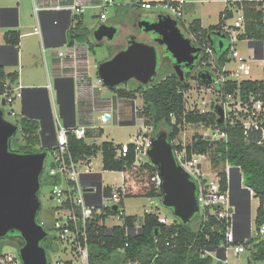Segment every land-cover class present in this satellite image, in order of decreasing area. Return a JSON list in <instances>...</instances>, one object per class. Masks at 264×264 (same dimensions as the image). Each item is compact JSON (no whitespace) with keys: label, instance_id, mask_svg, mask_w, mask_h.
I'll use <instances>...</instances> for the list:
<instances>
[{"label":"trees","instance_id":"16d2710c","mask_svg":"<svg viewBox=\"0 0 264 264\" xmlns=\"http://www.w3.org/2000/svg\"><path fill=\"white\" fill-rule=\"evenodd\" d=\"M263 4L264 0H228L226 8L220 13L219 22L208 27L202 25L200 18H195L187 30L194 36L193 42L203 48V52L196 67L184 76L170 70L163 75L160 81L148 86L138 82L135 89H127L121 85L110 88L121 98L136 99L138 95H141L144 104L139 111L145 119V124L154 128L153 135L158 133L161 125H166L169 140L173 143L175 150L185 148L189 158H192L194 154L209 155L213 167L219 173L223 191H227L230 187V173L227 171V166L222 168L223 163L224 165L229 164L231 168L234 167L231 174L232 179L234 172L239 176L240 169L244 184L254 190V196L260 201L255 220L257 227L264 224V143H259L260 131L250 130L248 134L246 133L244 122L241 119L242 115H246L243 111L238 117L230 112L231 115L226 120L219 122V117L214 111L188 109L185 92L191 88L190 77L195 73L194 76L199 83L208 87L215 84L224 99L228 95L234 98L239 97L243 106L250 105L251 107L255 101L264 102V80L247 78L237 81L229 77L231 72L229 69H224L231 60L229 56L230 34L224 31V24L226 19L234 15L232 7L242 8L245 15V27L239 33L238 38L251 39L253 46L261 50L264 44V10L261 8ZM87 33L86 26L80 21L74 37L85 40ZM5 39L9 45L16 48L21 42V32L10 29L5 33ZM222 41L224 47L220 48ZM207 47L214 50L218 68L224 75L221 80L217 81L214 70L208 67L211 54L207 51ZM199 67L200 69L197 70ZM204 72L208 74L200 76V73ZM19 77L20 72H8L5 65L0 63V94L7 89H12ZM24 90L29 89L24 88ZM17 123L21 127L24 143L13 142L15 139L13 137L12 150L22 153L51 150L54 134L49 135L42 131L38 118L23 115ZM188 123L217 126L220 133H224L225 136L208 139L203 135L195 134L191 142L187 144L176 143L175 140ZM92 131L95 132V136H100L104 132L102 127H98L88 130L87 136H90ZM48 138L51 141H48ZM130 144V152L118 158L116 152L120 143L113 141L89 143L85 138L78 139L74 134H70V149L77 159L93 156L101 151L105 170L123 171L125 198L133 196L162 198L161 186L155 180L158 167L150 159L137 164L136 146L132 142ZM104 193L110 196L113 189L107 187ZM111 213L114 211L107 208L106 212L96 216L89 224L90 264H126L129 258L140 259L152 264H222L221 260L217 259L216 262V257L209 251L228 245L226 234L231 223L227 219L211 215L208 220H204V216L199 214L195 222L192 220L188 224L178 218H175L172 223H167L160 218L158 213L151 211L146 212L142 218L126 215L123 224L113 227L100 223ZM236 216L239 221L247 225L246 208L237 212ZM139 221L140 231L137 234L128 233L127 229L135 228ZM168 241L170 244H167ZM7 242L14 246H21L24 239L18 232L10 233L0 238L1 249ZM127 242H129L127 252L124 255L117 253V249ZM238 243H243L249 253L248 264H264L263 236L248 235L246 240L238 239L235 242V244ZM43 245L47 249L50 261V252L57 253L61 250V243L55 237L48 236L43 241ZM67 263L73 264L72 261Z\"/></svg>","mask_w":264,"mask_h":264},{"label":"built area","instance_id":"2783aa9c","mask_svg":"<svg viewBox=\"0 0 264 264\" xmlns=\"http://www.w3.org/2000/svg\"><path fill=\"white\" fill-rule=\"evenodd\" d=\"M161 6L167 8L168 11L160 13L169 14L173 18L177 19L179 25L183 29H188L183 20L184 6L187 3L186 0H166L161 1ZM228 2V0H227ZM34 13L38 17V23L35 25L33 33L38 34L42 50L44 53L45 66L47 65L46 52L49 48L53 49V69H57L60 72L58 75L61 78H70L74 82L75 97L73 103L66 99L65 106L62 103H58L53 96L54 84L52 78L48 77V83L46 88L49 93L50 99V114L46 115L48 123V129L55 132L56 140L51 145L50 153L52 154V160L48 167L45 161L43 175L46 173L50 178L53 185L51 197L57 202L55 207L56 218L54 226L52 227V233L55 234V238L61 243L60 254L66 252L68 255V261H72L74 264L76 261H81L82 264H90V239H89V224L99 214L106 212L107 208H111L114 213H111L108 217L114 216L122 221L125 220L124 203V183L113 190L112 195L108 196V200L112 201V204H106L102 202L98 204L97 193L100 188L97 185L91 184L87 181V178L93 173L92 156H86L84 158L77 159L70 149V134H74L78 139L87 137V125L92 129L98 128L93 120L89 116L94 110L101 111V119L108 121L115 112L117 103L123 104L129 98L118 97L116 93L113 96H105L103 86L93 83L90 74L91 65V53L92 44L89 41H83L76 36L73 40L67 38L66 32H61L63 28H73L75 33L80 19L78 18L84 14L88 9H99L97 14L99 23L96 27H99L101 23L108 21V16L105 11L108 5L114 4L115 0H33ZM139 7L151 9L154 4L153 1L140 0ZM264 10V4L261 6ZM232 11L238 12V15L233 23L229 22V18L225 20L224 31L229 33L230 39V53L237 60V66L234 69H230L229 77L237 81L249 78L251 74L250 61L244 56L240 55L236 47H232L235 43L236 37H239V33L244 30L245 27V15L242 8L232 7ZM45 12H55L58 15L53 17L52 20L46 22L42 21V14ZM233 15V16H234ZM232 18V17H231ZM95 27V28H96ZM67 28V29H68ZM235 31L238 33L236 34ZM60 32V33H59ZM63 36H66L67 41L63 46L55 45L48 46L47 40H62ZM192 36V34H191ZM239 39V38H238ZM97 43V40L95 39ZM66 48L64 50L63 48ZM207 51L211 55H215L214 50L211 47H207ZM99 66V64L97 65ZM226 69V68H225ZM104 84V83H103ZM56 87V86H55ZM229 97L232 95H228ZM20 100L23 104L22 111L32 107L37 112L44 113L43 104L40 100L29 101L25 104L26 94L24 87L20 84L17 87L7 89L4 93L0 94V108L5 111L6 105H13L14 102ZM132 100V99H129ZM5 101V104H3ZM135 102V99L132 100ZM242 105V111L246 115H242L241 119L244 122L245 131L248 134L250 130L260 131L261 137L259 143H264V102L261 100L253 102L252 107L250 105ZM91 108L90 112H85L86 109ZM12 114L17 115V112L12 109ZM138 117L143 118L138 110ZM74 119V124H67L66 119ZM42 119V118H40ZM92 120L90 124H83V121ZM144 119V118H143ZM145 123V119H144ZM43 124V123H42ZM146 125V124H145ZM147 126V125H146ZM42 131H45V126L42 125ZM225 136L224 133H221ZM151 137L141 134V131L137 138L132 142L136 146V163L150 159L148 158V150L151 144ZM116 156L118 158L123 157L126 153L130 152V143H120ZM175 155L178 163L186 169L191 178L197 183V193L200 199V213L204 216V220H208L211 215H216L218 218H224L230 221V225L227 231L228 245L219 249V254L222 258L218 257L217 251H209L222 261V264H233L228 257V248L231 246L234 249L235 254H240L246 251V247L243 243L235 244L240 239L244 241L248 238V235L252 236V225H246L243 221L237 219V212L239 207L244 205V193L236 194L233 187H229L227 191H223L221 187V179L217 170L213 179H208L204 175L203 163L199 158L205 154H194L192 158L187 156L186 149L175 150ZM231 167L227 169L228 173ZM238 174L241 178L243 189L244 177L239 169ZM239 178V179H240ZM158 185L161 186V179L158 175L155 177ZM247 186V185H244ZM252 189V188H251ZM244 190V189H243ZM103 191V189H102ZM245 191V190H244ZM252 195L254 190L252 189ZM89 196H91L89 199ZM114 205H118L115 210ZM101 220L100 223L107 224V219ZM162 219V217L160 216ZM163 221L167 222L166 216L163 217ZM40 222L45 225L48 236L49 228H47L46 221L40 214ZM109 226V225H108ZM113 227V226H109ZM141 225L133 229H127L128 233L137 234L140 231ZM51 230V229H50ZM264 235V224L258 227L257 234L255 236ZM170 244V241L167 242ZM129 242L124 246L117 249V253L124 255L127 252ZM22 258L19 251H3L0 253V264H22ZM126 264H152L144 262L140 259L129 258Z\"/></svg>","mask_w":264,"mask_h":264},{"label":"rangeland","instance_id":"374dc122","mask_svg":"<svg viewBox=\"0 0 264 264\" xmlns=\"http://www.w3.org/2000/svg\"><path fill=\"white\" fill-rule=\"evenodd\" d=\"M140 0H128V6H120L121 1L116 0L114 4L108 5L105 9L108 20H112L116 17L121 16V13L126 12L135 14L143 19H150L151 21L155 20L160 12L168 11L167 8L161 6L164 0H149V1H156V4L151 9L141 8L137 5V2ZM187 3L184 6V16L183 20L187 26L191 24V22L195 18H201L203 23L206 27L210 26L211 24H217L220 19V13L226 8L227 0H186ZM9 6H13L19 9V26L17 27L21 33V43H20V65H13L8 67V72L18 71L20 72L19 80L14 84V87L19 86L20 84L24 88H31L34 86H44L48 82L47 76V69L45 66L44 61V53L42 50V46L40 43V37L38 34L33 33L34 27L37 24L38 17L34 14V4L33 0H0V45L6 43L5 40V32L8 30V27L4 26L2 23L1 17V10L7 8ZM123 11H122V10ZM100 10L95 9H88L85 12V24L88 29V37L85 41L95 42V38L93 35V30L95 26L99 23L98 16L95 14H99ZM238 15V12L232 18H229V22L233 23ZM118 19V18H117ZM184 33L190 37L194 38V36L190 34L187 29H183ZM237 34L238 32L235 31ZM154 33L151 34L154 37ZM140 38L146 39V35L140 34ZM121 36L116 40V43L119 42ZM251 39H238L236 37L235 43L232 47H236L240 53V55L244 56L246 59L250 61L251 65V74L249 75L250 79L253 80H264V58L258 59L255 56V46L250 45ZM95 51L91 53V65H90V74L93 78V81L96 85L103 86V93L105 96H113L115 91L110 89L109 87L105 86L98 75V64L105 59L112 56V54L116 53V47L109 44L108 42H102L100 44H95ZM264 48V44H263ZM66 50V48H63ZM113 54V55H114ZM168 54V53H167ZM169 55V54H168ZM167 55V56H168ZM47 56V65L48 68L51 70L53 67V49L49 48L46 52ZM171 56L167 58L168 64L162 65L160 63L158 67V76L156 77L155 82L160 81L164 74L168 71L172 70L171 65ZM231 60L226 64V69H234L237 66V60L230 55ZM208 67L214 70L216 74L217 81L221 80L224 75L220 68H218V61L216 56L213 54L211 55L210 65ZM224 68V69H225ZM197 68V70H199ZM195 70V72L197 71ZM52 71V70H51ZM195 73L190 77L191 88L185 92V96L187 98V108L188 109H199L201 111H214L218 117L220 114L218 110L220 108L224 109L225 120L231 115L233 112L237 117L240 116V112L242 111V105L240 102L239 97L234 98L232 96H228L224 99L221 93L218 91L217 86L211 85L208 87L207 85H203L199 83V81L195 78ZM53 77V76H52ZM54 84V91L53 95L58 99L57 89L55 87V78H52ZM138 85V81L135 79L130 80L128 84H123L121 87H125L127 89H135ZM134 100V99H132ZM132 100H124L123 104L117 103L115 112L113 116L107 121H103L101 119V111L94 110L93 113L89 116L90 119L93 120V123L97 125V127H102L104 132L100 136H95V132L92 131L91 137H86L87 141L90 143H100L102 141H113L114 143H130L133 142L137 136L139 135L140 131L141 134H145L151 137L154 128L152 126H146L144 123V119L138 117V110L140 107L143 106L144 100L141 95H138L135 99V102ZM58 101V100H57ZM5 117L13 122H18V120L23 116V104L20 100L14 102L13 105L9 104L5 107ZM12 109L17 112V115L12 114ZM91 108L86 109L85 112H90ZM231 112V113H230ZM84 121L85 124L92 123V120ZM126 122V123H123ZM20 126V125H19ZM168 127L166 125H161L158 133L160 131H167ZM50 131H47V134ZM195 134L203 135L205 138L208 139H218L222 137L220 133V129L217 126L207 125L205 123L200 124H186L183 127V130L179 137L175 140L176 143H183L187 144L191 142L193 136ZM155 136V135H153ZM51 141L50 138L47 139ZM13 142L17 143H24L21 127L18 134L15 136ZM149 158V157H148ZM201 162L203 163V170L204 175L208 179H213L215 175V168L212 165L211 158L209 155L205 154L199 157ZM52 160V154L50 151L48 152L46 158L47 167ZM227 166V169L231 167L229 164L223 163L222 168ZM92 167L93 172L102 173L103 175V184L110 185L114 188L120 186L123 183V171L117 170H105L103 168V154L101 151L92 157ZM239 178L236 173L233 174L232 180V187L236 194H242L241 186L239 183ZM245 184L243 183V186ZM52 183L50 178L45 173L43 175V184L40 190V198L42 201V208L40 210V214L42 215L43 219L46 221L47 228H49V237H54L55 234L51 231L53 230L54 220L56 218V211L55 207L57 202L54 198L51 197L52 192ZM244 201L246 199L243 196ZM104 203L112 204V201L105 200ZM245 203V202H244ZM259 199L256 196L251 197V225H252V236L257 234L258 227L256 225V216L257 210L259 206ZM123 208L125 209L126 215L130 216H137L142 218L146 212H156L161 217L166 216L168 219L166 220L167 223H172L176 216L173 213L171 208L166 207L162 203V198H150L145 196H133L124 198ZM201 214L198 212L196 216L193 218L194 222L198 215ZM202 215V214H201ZM163 219V218H162ZM108 224H120L121 220L110 216L107 220ZM140 224V221L139 223ZM51 229V230H50ZM264 237V235H263ZM20 246H14L12 243H6L4 245L3 251H16L18 252ZM68 255L66 252L59 253V252H50L51 262L53 264H68ZM248 251H244L240 254H235L233 247L228 248V257L229 260L233 264H248ZM217 262V257L216 260ZM74 264V263H73ZM75 264H82L81 261H76Z\"/></svg>","mask_w":264,"mask_h":264},{"label":"water","instance_id":"95a60500","mask_svg":"<svg viewBox=\"0 0 264 264\" xmlns=\"http://www.w3.org/2000/svg\"><path fill=\"white\" fill-rule=\"evenodd\" d=\"M2 13L3 9L1 17ZM140 25L144 31L158 34L160 37L157 40L165 45L166 50L161 53L155 44L132 36L125 48L116 51L114 55L99 63L98 75L105 86L114 88L128 84L132 79L144 86L152 84L158 76V67L162 59L168 54L174 59L176 72L179 75H184L186 67L190 69L196 67L203 48L184 33L177 19L169 14L159 13L153 21L147 18L142 19ZM117 32V26L101 23L94 31V37L98 42H101L104 37L112 40ZM252 42L251 40L250 45L253 47ZM223 47L222 41L220 48ZM255 56L263 59L264 48L256 49ZM0 63H2L1 50ZM207 74V72L200 73V76ZM22 113L29 115L25 110ZM218 113L220 114L219 122H223L224 109L220 108ZM39 120L42 126V121ZM19 130V124L8 120L4 109L0 108V238L14 232H18L23 237L24 243L18 250L22 264H53L43 245V241L48 237V231L40 222L42 172L48 151L22 153L12 150L11 140ZM148 155L151 162L158 167L163 192L162 203L173 210L176 218L185 224L190 223L200 211L197 183L178 163L174 145L169 140L167 131H160L151 138ZM233 168L229 171L231 187ZM239 183L242 185L241 178ZM242 187L249 198L250 228L252 189L249 186ZM113 208L116 210L118 205H114ZM211 251H217L219 258L225 256L219 254V249Z\"/></svg>","mask_w":264,"mask_h":264},{"label":"crops","instance_id":"0c3cea01","mask_svg":"<svg viewBox=\"0 0 264 264\" xmlns=\"http://www.w3.org/2000/svg\"><path fill=\"white\" fill-rule=\"evenodd\" d=\"M121 1V4H120V6H122V7H126V6H128L129 5V3L130 2H128V0H120ZM146 1H149V0H146ZM115 2H116V0H115ZM156 2V1H155ZM187 2V1H186ZM138 3V2H137ZM34 4V3H33ZM226 4H227V2H226ZM226 7V6H225ZM122 10V9H121ZM123 11V10H122ZM125 11V10H124ZM7 12H9V13H13L14 14V16L12 17V18H6L5 17V14L7 13ZM35 14V13H34ZM122 14V13H121ZM36 15V14H35ZM58 14L57 13H55V12H45V13H43L42 14V21L43 22H46V21H48V20H52V18L53 17H55V16H57ZM97 14H95V16H96ZM59 16V15H58ZM79 19H80V21H82V23L84 24V26H86V24H85V13L84 14H82L81 16H79L78 17ZM201 19V18H200ZM202 20V19H201ZM79 21V22H80ZM2 23H3V25L4 26H6V27H8V30H10V29H16V30H18V31H20L17 27L19 26V23H20V21H19V9L18 8H15V7H13V6H9V7H7V8H4L3 9V13H2ZM37 23H38V20H37ZM202 25L204 26V27H206L205 25H204V23H203V20H202ZM96 27V26H95ZM68 28V27H67ZM63 28V30L61 29V32H66V34H67V38L69 39V40H73V38H74V35H75V33H74V31H73V28ZM86 28H87V26H86ZM7 30V31H8ZM6 31V32H7ZM87 31H88V29H87ZM5 32V33H6ZM21 32V31H20ZM60 33V32H59ZM89 33V32H88ZM87 33V34H88ZM4 37H5V35H4ZM21 37H22V33H21ZM87 37H88V35H87ZM86 37V38H87ZM67 38H66V36H63V39L62 40H57V39H59V38H57V39H54V40H52V39H48L47 40V45L48 46H54V43H55V45H60V46H63V44H65L66 43V41H67ZM89 38V37H88ZM95 38V37H94ZM6 40V39H5ZM82 40V39H81ZM83 41H85V40H83ZM91 44H92V52H94L95 51V45L94 44H96V43H93V42H91V41H89ZM21 43V42H20ZM41 43V42H40ZM94 45V46H93ZM5 47H7L8 48V50L11 52V54L9 55V56H7L6 54H4L3 52H2V49L3 48H5ZM257 49V48H256ZM0 50H1V62L5 65V67H6V70L7 71H9L7 68L8 67H11V66H13V65H20V45L18 46V47H12L11 45H9L7 42L6 43H4V44H2V45H0ZM53 67H54V64H53ZM53 67H52V71L49 69V68H47L46 67V71H47V76L49 77H51V78H55V86H56V89H57V93H58V101L56 100V98L54 97V99L58 102V103H62V105H64L65 106V102H66V99L68 100V101H70L71 103H73V101H74V97H75V86H74V82H73V80L72 79H70V78H61V76H59L58 74L60 73V72H58V70L56 69H53ZM53 76V77H52ZM92 78V77H91ZM92 80H93V78H92ZM48 83V82H47ZM93 83H94V81H93ZM27 89H29V90H26L25 91V94H26V100H25V104L27 105V103H29V101H34V100H40L41 102H42V104H43V110H44V113H41V112H37V111H35V110H33L32 109V107H30V108H28L27 109V107H26V112L29 114V115H32V116H34V117H36V118H42L41 119V121H42V125H44L45 126V132H47V131H50L49 133L50 134H54V142H55V140H56V135H55V132L53 131V130H51V129H48V126H50L51 124H49L47 121H48V119H47V117H46V115H48V114H50V99H49V93H48V90H47V88H46V85H44V86H34V87H31V88H27ZM54 96V95H53ZM66 123L67 124H74V119H72V118H67L66 119ZM83 124H85L84 123V121H83ZM89 124V123H88ZM87 129L88 130H92V128H90V126H88L87 125ZM49 134V135H50ZM89 137H91V136H88V138ZM103 142V141H102ZM90 143V142H89ZM101 143V142H100ZM97 155V154H96ZM94 156V155H93ZM92 156V157H93ZM103 168H104V163H103ZM123 177H124V173H123ZM87 181H89L91 184H94V185H97L99 188H100V190H99V192L97 193V201H98V204H101L102 202H104L105 200H108V196H106L105 195V193H104V190L107 188V187H111L113 190L115 189L114 187H112V186H110V185H105V184H103V175H102V173H96V172H93L90 176H89V178H87ZM123 183H124V180H123ZM122 183V184H123ZM121 184V185H122ZM102 189H103V191H102ZM242 191V193H244V195H245V197H246V199H245V201H246V203H247V207H246V210H247V225L249 224V213H248V194H247V192L246 191H244L243 189L241 190ZM253 196V195H252ZM91 196H89V199H91L90 198ZM243 207V206H242ZM242 207H239V209H238V212L239 211H241V209H242V211L244 210V208H242ZM109 218V217H108ZM163 218V217H162ZM167 218V217H166ZM168 219V218H167ZM108 220V219H107ZM252 220V219H251ZM107 224H108V222H107ZM120 224H122V221H121V223ZM109 226H115V225H119V224H108Z\"/></svg>","mask_w":264,"mask_h":264},{"label":"flooded vegetation","instance_id":"af4514ba","mask_svg":"<svg viewBox=\"0 0 264 264\" xmlns=\"http://www.w3.org/2000/svg\"><path fill=\"white\" fill-rule=\"evenodd\" d=\"M13 16H14V14L13 13H9V12H7L5 14V17L6 18H12ZM142 19L143 18H140L139 16H137L135 14H132V13H129V12L124 11V13L121 14V16L116 17V18H114L112 20H108L107 22H105L107 24L117 26L118 32L116 33L115 38L112 39V40H109L106 37H104V39L101 42H98L97 41V44H100L102 42H108L109 44L115 46L116 47V50L118 51V50H120L122 48H125L129 44V40H130V38L132 36H136L137 39H139L141 41H146V42L155 44L157 46V48L159 49V52H161V53L164 52L166 50L165 45L164 44H161L157 40L160 36L158 34H155L154 37H152L151 36L152 32H146V31H144V29L140 25V21ZM97 28L98 27L94 28L93 35H94V31ZM140 34L146 35V39L140 38L139 37ZM120 36H121V38H120L119 42L116 43V40ZM2 52L4 54H6L7 56H9L11 54V52L8 50L7 47L3 48L2 49ZM167 58H169V57L167 56V57H164L162 59V65H167L168 64ZM169 64L171 65L172 70L176 71L175 62H174V59L173 58H171V62ZM190 70H193V69H190L188 67L184 68V73L183 74H186ZM246 207H247V204L245 203L244 204V208H246Z\"/></svg>","mask_w":264,"mask_h":264}]
</instances>
